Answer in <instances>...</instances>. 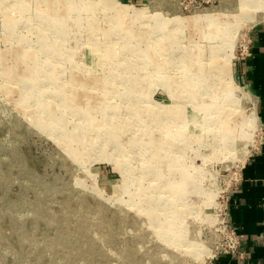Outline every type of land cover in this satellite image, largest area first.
I'll return each mask as SVG.
<instances>
[{"label": "rangeland", "instance_id": "rangeland-1", "mask_svg": "<svg viewBox=\"0 0 264 264\" xmlns=\"http://www.w3.org/2000/svg\"><path fill=\"white\" fill-rule=\"evenodd\" d=\"M243 1L0 0V264L213 260L259 135Z\"/></svg>", "mask_w": 264, "mask_h": 264}, {"label": "crops", "instance_id": "crops-1", "mask_svg": "<svg viewBox=\"0 0 264 264\" xmlns=\"http://www.w3.org/2000/svg\"><path fill=\"white\" fill-rule=\"evenodd\" d=\"M246 44L234 70L255 98L259 135L226 199L228 219L241 234V254H219L211 264H264V21L249 29Z\"/></svg>", "mask_w": 264, "mask_h": 264}, {"label": "built area", "instance_id": "built-area-1", "mask_svg": "<svg viewBox=\"0 0 264 264\" xmlns=\"http://www.w3.org/2000/svg\"><path fill=\"white\" fill-rule=\"evenodd\" d=\"M247 48V44L244 45L242 52ZM242 54V53H241ZM227 201V200H226ZM223 217L218 222L221 232V241L218 246V251L211 257H215L219 254H241L239 252L241 234L237 232L235 227L231 224L227 216V205H225ZM208 264H211V259Z\"/></svg>", "mask_w": 264, "mask_h": 264}, {"label": "bare ground", "instance_id": "bare-ground-1", "mask_svg": "<svg viewBox=\"0 0 264 264\" xmlns=\"http://www.w3.org/2000/svg\"><path fill=\"white\" fill-rule=\"evenodd\" d=\"M244 5L248 6V8H253L255 10H264V0H244ZM120 14V10L118 12Z\"/></svg>", "mask_w": 264, "mask_h": 264}]
</instances>
